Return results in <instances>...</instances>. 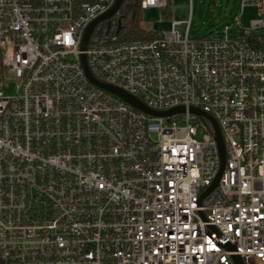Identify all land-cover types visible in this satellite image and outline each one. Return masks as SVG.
I'll return each mask as SVG.
<instances>
[{
    "label": "built area",
    "instance_id": "2783aa9c",
    "mask_svg": "<svg viewBox=\"0 0 264 264\" xmlns=\"http://www.w3.org/2000/svg\"><path fill=\"white\" fill-rule=\"evenodd\" d=\"M116 2L0 0V264H264V0L217 37L192 39L191 15L132 42L124 20H171L174 0H124L83 50ZM83 56L151 111L186 112L134 108ZM192 108L226 149L206 196L221 160Z\"/></svg>",
    "mask_w": 264,
    "mask_h": 264
},
{
    "label": "rangeland",
    "instance_id": "374dc122",
    "mask_svg": "<svg viewBox=\"0 0 264 264\" xmlns=\"http://www.w3.org/2000/svg\"><path fill=\"white\" fill-rule=\"evenodd\" d=\"M242 0H174L172 6V17L168 20L165 11L150 9L143 11L145 26L149 27L155 23L164 22L160 27L167 29L171 21L188 22L192 15V27L190 37L201 38L219 36V32L231 25L233 20L240 15ZM260 17L257 7L247 6L243 10L242 21L250 23ZM180 32L184 33L185 24L178 26ZM14 88L11 86L5 90L6 95H12Z\"/></svg>",
    "mask_w": 264,
    "mask_h": 264
},
{
    "label": "water",
    "instance_id": "95a60500",
    "mask_svg": "<svg viewBox=\"0 0 264 264\" xmlns=\"http://www.w3.org/2000/svg\"><path fill=\"white\" fill-rule=\"evenodd\" d=\"M124 0H117L116 2V5L114 6V8L105 16H103L102 18L98 19L96 22H94L90 28L88 29L86 35H85V38H84V41H83V46H82V49L84 50L87 43H88V39L92 33V30L93 28L95 27V25L105 19V18H108L110 16H112L120 7V5L122 4ZM82 63H83V67H84V70H85V73L87 74L88 78L90 79V81L96 85L97 87L101 88V89H104L112 94H115L117 95L119 98H121L122 100H124L125 102H127L128 104H130L131 106H133L134 108L144 112V113H147L149 115H152V116H155V117H169V116H173V115H176V114H183L186 112L185 108L183 107H179V108H175L173 110H170V111H167V112H153L151 111L150 109H148L141 101H139L137 98L133 97L132 95L128 94L127 92L119 89V88H116V87H113V86H109V85H105V84H102L100 82H98L97 80H95L93 78V76L91 75L89 69H88V66H87V61H86V57L83 56L82 57ZM190 112L192 114H195L199 117H202L206 120H208L212 127H213V130H214V134H215V139L217 141V144H218V148H219V154H220V160H221V166H220V170H219V173H218V176L216 178V180L214 181L213 185L208 189L207 193L204 195L206 196L207 194H209L210 192H212L214 189H216L219 185V182H220V179L221 177L223 176V173H224V170H225V165H226V149H225V144H224V140H223V135H222V132H221V129L218 125V123L216 122V120L209 114L199 110V109H190ZM228 248H231V247H228ZM234 261L236 264H243L242 260L240 259V257H235L234 258Z\"/></svg>",
    "mask_w": 264,
    "mask_h": 264
},
{
    "label": "trees",
    "instance_id": "16d2710c",
    "mask_svg": "<svg viewBox=\"0 0 264 264\" xmlns=\"http://www.w3.org/2000/svg\"><path fill=\"white\" fill-rule=\"evenodd\" d=\"M156 34L146 28L142 12L137 8L133 16L126 18L122 25V40L127 42L152 40Z\"/></svg>",
    "mask_w": 264,
    "mask_h": 264
}]
</instances>
